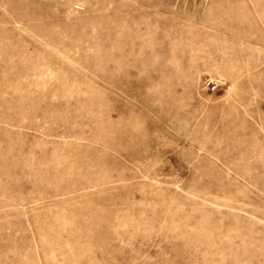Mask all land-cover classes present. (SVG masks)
Returning a JSON list of instances; mask_svg holds the SVG:
<instances>
[{
    "label": "rangeland",
    "instance_id": "1",
    "mask_svg": "<svg viewBox=\"0 0 264 264\" xmlns=\"http://www.w3.org/2000/svg\"><path fill=\"white\" fill-rule=\"evenodd\" d=\"M0 264H264V0H0Z\"/></svg>",
    "mask_w": 264,
    "mask_h": 264
}]
</instances>
